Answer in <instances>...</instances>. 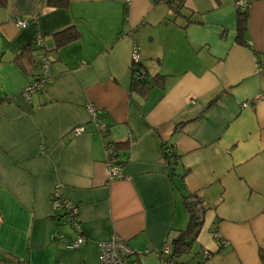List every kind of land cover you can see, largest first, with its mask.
<instances>
[{"label":"crops","instance_id":"crops-1","mask_svg":"<svg viewBox=\"0 0 264 264\" xmlns=\"http://www.w3.org/2000/svg\"><path fill=\"white\" fill-rule=\"evenodd\" d=\"M65 1L0 2V256L101 264V243L120 235L139 264H159L188 225L184 196L197 193L204 222L179 263L264 264V0H247L246 44L238 0H184L178 12L167 0ZM71 27L78 37L57 46ZM38 36L53 77L26 99ZM135 44L143 91L133 89ZM106 140L124 161L118 180H108ZM58 185L79 206V246L54 236L78 237L53 209Z\"/></svg>","mask_w":264,"mask_h":264},{"label":"built area","instance_id":"built-area-1","mask_svg":"<svg viewBox=\"0 0 264 264\" xmlns=\"http://www.w3.org/2000/svg\"><path fill=\"white\" fill-rule=\"evenodd\" d=\"M237 5L242 8L248 7L247 0H238ZM26 19H16V23L19 27H26L28 24ZM34 45L38 50L37 62L39 65V71L35 75V78L27 87H25L22 95L26 99H31L32 95L42 90L48 83L52 81V69L53 63L47 54L46 45L44 38L38 36L34 40ZM132 67L135 71L134 77L139 79L144 77L145 72L140 70L139 66L141 65V53L140 46L135 44L132 48ZM88 110L91 115V121L96 125L97 130L106 138L108 133V125L102 119V113L99 108L94 104L88 105ZM88 130V124L78 125L74 127L71 131L74 135H80ZM105 151H106V165L108 180H118L122 178V170L124 167V161L119 155V152L116 150L114 144L108 140L105 141ZM51 201L53 209L58 215L59 219L65 224L71 226L73 230L78 233V237L73 242H68L63 236L55 234L59 240L67 243L68 246L74 247L79 246L85 242V236L83 235V230L81 224L78 221L79 206L72 201H70L62 191L60 185H58L52 195ZM216 238L219 239L218 233H213ZM171 252V247L169 244L165 246L162 253L165 255ZM204 259L208 258L211 255V251L205 249ZM139 251L133 248L129 242L122 238L120 235H114L110 241L103 242L100 245V263L101 264H139L136 260L133 259L135 255H138ZM159 264H181L175 260H168L165 257L161 258Z\"/></svg>","mask_w":264,"mask_h":264},{"label":"trees","instance_id":"trees-1","mask_svg":"<svg viewBox=\"0 0 264 264\" xmlns=\"http://www.w3.org/2000/svg\"><path fill=\"white\" fill-rule=\"evenodd\" d=\"M1 1L2 0H0V2ZM49 1L51 4L58 5V6L66 5L65 0H49ZM167 2L170 4L171 8L175 10V12H178L184 4V0H167ZM247 31H248V7L242 8L241 6H238L237 41L239 43L246 44ZM78 35L79 33L75 31L72 27L62 32L57 33L55 35L57 39V46H62L63 44L67 42L75 40L78 37ZM33 46H34V51L36 52V55L38 56V50L36 49L34 42H33ZM147 84L148 83L144 80V77L139 78V79L135 77L133 78V89L135 90L143 91L144 89H147L146 88ZM165 150H166L165 151L166 158L169 161H171L172 159H174V161H178V156L176 155V152L171 146L167 147ZM184 205L189 214L188 225L186 229L180 230L173 237L171 243L169 242V245L171 247V252L164 256L165 259L175 260L178 263L179 261L177 260V257L183 254L190 253L191 248L197 236L199 235L201 231V227L204 222V216L207 210L206 209L207 207L204 204L203 198L197 193L186 194L184 196ZM0 264H27V263L19 259H14L13 257H10L9 259H3L0 256Z\"/></svg>","mask_w":264,"mask_h":264}]
</instances>
